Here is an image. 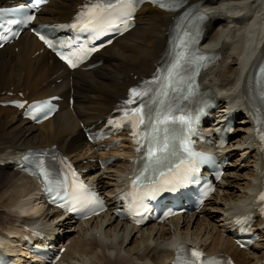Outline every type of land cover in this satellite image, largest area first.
Segmentation results:
<instances>
[{"label":"bare ground","instance_id":"6f19581e","mask_svg":"<svg viewBox=\"0 0 264 264\" xmlns=\"http://www.w3.org/2000/svg\"><path fill=\"white\" fill-rule=\"evenodd\" d=\"M81 1L50 0L37 18L50 23L68 21ZM199 8L209 16L201 47L221 54L220 62L203 73L201 83L221 96L216 113H223L230 104L235 112L244 114L247 76L264 60V0H201ZM171 16L156 5L144 4L135 27L105 47L91 61L101 62L90 70L68 71L28 32L0 49V103L53 94L62 97L59 111L40 124L24 119L15 108L0 106L1 247L13 246L12 237L25 225H37L48 227L58 242L66 244L57 264H168L180 242L199 245L210 253H229L237 264L264 257V239L248 250L234 246L227 218L249 208L259 188L258 152L252 148L250 119L237 121L236 137L225 149L233 153V145H247L236 160L241 161L251 148L250 162L231 165L199 211L143 227L120 221L113 213L115 191L125 184L129 163L120 160L103 165L98 160L103 156L129 159V145L100 153L84 139L83 125L103 119L135 82L134 75L151 72L165 48ZM69 95L74 98L72 106ZM52 144L86 171V179L107 197L112 210L83 222L61 221L56 210L39 199L34 179L15 169L10 160L27 148ZM243 169L244 176L240 173ZM237 185L238 192L234 189Z\"/></svg>","mask_w":264,"mask_h":264},{"label":"snow or ice","instance_id":"6c2138e0","mask_svg":"<svg viewBox=\"0 0 264 264\" xmlns=\"http://www.w3.org/2000/svg\"><path fill=\"white\" fill-rule=\"evenodd\" d=\"M136 0H115V3H97L94 7L97 11L90 13L92 17L88 21V25L95 26L101 22L105 14H111L112 12H120L124 14H130V10L134 7ZM180 3V0H170L169 4H160V7H169L174 9ZM12 11H23V9H13ZM4 12L0 10V16H3ZM203 17L201 16V19ZM27 19H34V17H27ZM49 47H53L52 43L46 40L43 36L40 37ZM64 59V57H61ZM70 66L76 65L69 61ZM179 61L169 69V79L172 77V73L179 67ZM170 86V85H169ZM175 91V89H173ZM131 95L135 99H140L141 104L139 107L132 109V114L138 119V128L140 125L144 126L143 137L147 142L146 155L144 157V172L159 171L162 168L168 169L169 172L173 171L174 160H179L181 164L187 162L188 167L183 170L181 179L178 181L169 182L174 189L179 184L187 182L198 170L197 160H211V157L202 156L199 153L192 151L190 147V140L187 133L191 132L194 127L195 119L191 116H174L175 105L168 102V92L161 91L155 98L149 97L148 101H143V97L147 95L146 92H140L137 89L131 90ZM186 98V97H185ZM135 99L130 98L126 101L127 104H132ZM22 106V105H21ZM129 116V113H125ZM179 125V128L177 127ZM136 133H134L135 135ZM139 145L140 139L136 140ZM140 149L138 148L137 151ZM27 159V157L25 158ZM36 168L38 175H40L46 183L47 190L49 192L55 191L56 187L62 182H56L53 179L52 172L45 166V162L40 159L36 161ZM163 176L164 173L160 172ZM140 179V177H137ZM160 188H153V193L160 191ZM67 194V193H66ZM76 198H79L78 196ZM261 200H264L262 195ZM192 256L199 259L202 253L192 250ZM185 264H196L195 260L186 261Z\"/></svg>","mask_w":264,"mask_h":264},{"label":"rangeland","instance_id":"374dc122","mask_svg":"<svg viewBox=\"0 0 264 264\" xmlns=\"http://www.w3.org/2000/svg\"><path fill=\"white\" fill-rule=\"evenodd\" d=\"M16 50V49H15ZM231 168H229L228 170H230ZM242 172V173H241ZM240 173L244 176V174L246 173V171L245 170H240ZM239 185H237V187L235 186V188L234 189H236L237 188V191L236 192H238V187ZM182 222V221H181ZM89 238L87 237L86 238V240H88ZM63 264H66V263H63Z\"/></svg>","mask_w":264,"mask_h":264}]
</instances>
